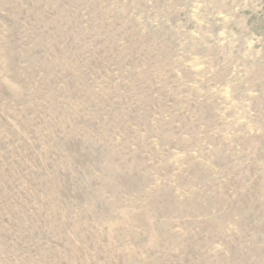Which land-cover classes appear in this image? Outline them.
<instances>
[{
	"label": "rangeland",
	"instance_id": "374dc122",
	"mask_svg": "<svg viewBox=\"0 0 264 264\" xmlns=\"http://www.w3.org/2000/svg\"><path fill=\"white\" fill-rule=\"evenodd\" d=\"M0 264H264V0H0Z\"/></svg>",
	"mask_w": 264,
	"mask_h": 264
}]
</instances>
